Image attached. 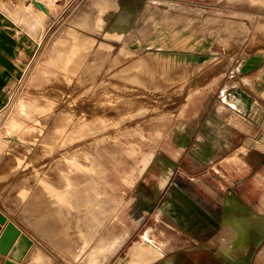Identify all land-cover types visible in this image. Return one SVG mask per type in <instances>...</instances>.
<instances>
[{"label": "rangeland", "instance_id": "rangeland-1", "mask_svg": "<svg viewBox=\"0 0 264 264\" xmlns=\"http://www.w3.org/2000/svg\"><path fill=\"white\" fill-rule=\"evenodd\" d=\"M252 1L54 0L41 25L30 26L10 14L22 15L26 0H0V214L47 251H61L34 224L58 219L42 187L62 186L63 175L83 181L88 154L102 168L101 184L113 185L115 195L103 199L107 220L93 237L118 227L131 242L149 246L145 231L176 236V225L186 235L181 252L190 254L187 263L252 264L262 241L237 261L217 255L216 242L189 238L200 234L202 223L182 227L162 207L171 185L179 184L182 195L175 198L211 215L215 234L223 195L239 190L247 200H264V151L243 145L264 133V93L256 95L254 82L246 80L257 70L255 78L264 81V0ZM125 8L133 12L126 33L104 35L115 32ZM75 44L85 52L70 54ZM137 58L149 63L143 77L122 71ZM116 101L122 105L109 103ZM14 122L42 132L12 131ZM59 129L66 134L54 142ZM247 151L259 159H244ZM64 156L80 158L83 169L62 163ZM250 162L258 165L251 172ZM163 169H170L171 182L158 192ZM195 206L184 207L191 221L200 214ZM257 212L264 216V206ZM85 214L78 211L69 231L81 228Z\"/></svg>", "mask_w": 264, "mask_h": 264}, {"label": "crops", "instance_id": "crops-1", "mask_svg": "<svg viewBox=\"0 0 264 264\" xmlns=\"http://www.w3.org/2000/svg\"><path fill=\"white\" fill-rule=\"evenodd\" d=\"M16 12L17 11L14 10L10 14L16 16ZM19 14L21 15V13ZM260 75L261 72L258 73L257 70L256 72H252V74L250 73L249 75L251 76L250 79L254 82L255 88L257 89L256 95H260L261 92L264 93V81H262V86L261 79L255 78ZM252 102L253 104H256V106L259 104H257L255 101ZM258 106L261 105L259 104ZM241 148H243V146ZM231 154H233V152ZM256 155L258 156L257 153L252 151L242 153L243 158L249 161L259 159L256 157ZM250 164L252 165V167L248 169L250 172L254 171L258 166L257 164H253V162H250ZM232 170L234 171L235 169ZM171 177L172 175L169 173L163 188L171 182ZM232 181L237 182L235 179H232ZM85 189H88L87 186H80L79 191L81 192L82 199L78 201H72L75 206L81 207L82 211L85 201L83 199ZM95 191L101 192V197H98L97 200H100V210L97 215V220L90 221V215L87 213V211H85V217L82 216L80 221L81 228L76 226L75 231H69V224L71 225V223H73V217H75L77 214L71 209V214L67 216V221L65 223L67 224L65 229L67 231H65L63 234L60 233L56 236H53V233L49 234L53 231L52 224H54L56 221L46 222V225L48 224L46 229H50V231L44 229L45 233H42L40 230V234L49 238L50 242L62 247L61 251L55 249L53 246L50 248V251H47L41 242H37L36 239L27 234L22 227L20 228V226L14 221L8 219V221L13 222L21 230V233L26 234L32 240V244L27 249L25 256L23 259H21L19 264H40V261L44 262V256H48L50 258V264H194L191 262L187 263V261H185V256L188 253H186V251L181 252V250L184 247L182 244L185 242L186 235L183 234V232L178 227H176V225L174 226V229L176 230V236H171L162 229H160L158 232L160 236H153V233H151L152 228H149L147 231H145L142 234V239L152 242L149 246L141 244L140 241L131 242V235H128V231L125 229L121 231V229L119 230L118 227H115L113 231L98 233L95 235V237H93L94 235L92 236V233H94L95 230H91V225L98 223L99 226L97 228H99L103 223H106L107 220L106 217L108 215V211L105 209L103 199L115 196L113 194L114 186L111 184H101ZM182 191V187L179 184L173 183L162 207L170 216H175L177 218L175 220L177 225L188 228L189 225L193 227L192 224L202 223L198 229L200 234L198 236L195 235L196 237L189 236V238H191L194 242H198L199 244H203V241L213 244V242H215L213 240L217 239L221 232V226L224 221L243 217L249 220L255 217H264L263 215L259 214V212H257L258 208L264 206V200H261V202L254 200L252 202V200H247L242 195L241 191L232 190L226 195H223V197L225 196V200L223 201V205L222 203L220 205L222 207V215L216 220V224L219 226L217 228H219V230L213 234V225H211V222H215L213 217L206 214L205 211L197 208L190 201H186L184 207L192 210L195 206L200 211V214L196 212L198 215L195 216V220L198 219V221H191V219H188L189 216L184 210L181 201L177 200L174 196L175 193L182 195ZM159 211L161 215L162 211ZM191 215L193 216V214ZM207 217L213 221H208ZM41 219H43V216ZM34 224H42V221L39 219V221H35ZM206 224L208 225L206 226ZM63 249L65 251H63ZM67 251L70 253V256ZM218 252H216L217 255H222ZM206 254L209 255V257L212 256L210 251L206 252ZM32 256L33 258L31 259ZM72 256H76L77 259L74 260L75 257ZM5 258V256L0 254V264H3Z\"/></svg>", "mask_w": 264, "mask_h": 264}, {"label": "bare ground", "instance_id": "bare-ground-1", "mask_svg": "<svg viewBox=\"0 0 264 264\" xmlns=\"http://www.w3.org/2000/svg\"><path fill=\"white\" fill-rule=\"evenodd\" d=\"M37 1H40L41 3H43L44 9H42L37 4ZM26 2H25V5L22 6L23 7V9H22L23 10L22 11L23 14L20 15L18 12H16L17 14L14 17L16 19H18V20L22 19L24 22H26V24H28L30 26H34V25H37V26L39 25L40 26L41 25V21L44 19V17L47 14H49V12L54 8V0H26ZM252 2H255V0H253ZM0 6H2V5H0ZM36 8H39L40 10L38 11ZM36 11H38V12H36ZM132 15H133V12L129 8H125V9L121 10L117 14V16L115 18V25H114L115 26V32H113V33H104V35L109 36V37H117V35H119V34L126 33L127 26L130 23V21H131ZM21 16H22V18H21ZM94 28L96 29V32H100V28H102V27H101V24H99L98 21H96V23L94 22ZM81 51L85 52L84 49L80 48V45H76L75 44L74 47H72L70 49L69 53L72 54V55H76L78 53H81ZM100 51H102V50L98 49L96 52L98 53ZM129 58H130V56H129ZM114 59H115V61L118 60V62H119V59H117V57L114 58ZM113 64L115 66L116 63L113 62ZM148 68H149V63L147 62L146 59H144V58L143 59H138L137 58V60L134 59V61L126 64L122 71L123 72L126 71V73L135 72V74L140 72V74H139L140 77H143L142 74L147 73L149 71L148 70V71L144 72V70L148 69ZM150 76L152 77V75H150ZM247 77L248 78H246V80L247 79L249 80V78L251 76H247ZM152 79H154V77H152ZM160 85H161V83H160ZM160 85L158 84L157 86H160ZM167 86H169V85H167ZM98 91H99V89H98ZM98 91H95V92L99 93ZM138 92H140V91H138ZM129 93H131V92H129ZM125 97H127V95ZM192 99L193 98H190L188 100L191 101ZM133 100H131V101L127 100V101L132 102ZM137 100L136 101L134 100V102H137ZM109 103L111 105H113V107H115V105H117V104H121L122 105V101L121 102H119V101L118 102L117 101L116 102H109ZM137 103H139V102H137ZM115 110H116V108H115ZM120 110H122V109H120ZM181 110H183V108ZM50 116L51 115L49 113L47 115V117H44L43 119L47 118V120H49ZM55 119H57V117H55ZM55 119H54V125H58V123L55 121ZM58 120H60V118H58ZM36 121H38V120L36 119ZM41 121H42V119H41ZM43 121H45V120H43ZM11 128H12V131H14V130L15 131L19 130L20 131L21 128H22V132L26 133V134L29 131L35 132L36 129H38V131L40 133L42 132V130L37 128V126H33V127L28 128V126L25 127V124L24 125H22V124L18 125L16 122L13 123ZM59 132H60L59 134L55 135L54 142H57V138L56 137H58L59 135L66 134V129H59ZM110 136H112V135H110ZM135 150H137V149H135ZM79 159L80 158H78L77 156L76 157H74V156H71V157L64 156V158L62 160V163H66L67 165H71L72 168L75 167V169H81L82 170L83 168H80V166L83 165V161L81 160V162H80ZM85 159L90 163L89 164L88 162H86V163L89 164V166H87V168L89 170H87L88 173L86 171L87 174H85L86 176H85L84 180L81 181L80 183L78 181H76L75 179H70V178L66 177L65 175H63L61 177L62 184L59 183L62 186L58 185L59 187H62V188H59L56 184L54 186L52 183H49V181H48L49 184H47V185L42 187L43 190L45 191V194H47L49 196V198L51 200L50 203H51V205L54 206V212H55L56 215H58V219H62V220H58L57 219L56 222L54 220H52L55 223L52 224L53 231L50 232L49 234L53 233L54 234L53 236H56V235H58L60 233L63 234L65 231H67V230H65L66 226H67V224H65V223L67 221V216L71 214V212H70L71 209L73 211H75L76 213H78V211L82 212V208L81 207L75 206L72 203V201H78V200L82 199L81 192L79 191V187L80 186H87V188H88V189L84 190L83 199L85 201H84V205H83V210L87 211V213L90 215V221L97 220V215H98L99 210H100V200L99 201H97V200H98V197L99 198L101 197V192L100 191H95V190L98 188L99 185H101V177H100L101 173L100 172H101L102 168L100 167L99 169H97L98 166L95 165L94 163H92L91 157L88 154H85ZM148 160L149 159L147 158L146 161H148ZM146 161H145V163L148 164V162H146ZM102 167H103V164H102ZM76 172H78V171H76ZM169 172H170V169H168V170L167 169L166 170L163 169V175L159 178V180L157 181V184H156L157 185L156 187H157L158 191H160L163 188V186H164V184L166 182V179L168 177ZM80 174H81V172H80ZM68 176H69V174H68ZM78 179H79V177H78ZM15 194H17V193H15ZM49 198L47 197L46 199H49ZM42 199H44V198H42ZM47 204H49V203H47ZM50 214H52L51 211L46 216H50ZM36 226L37 227L40 226V229H41L42 233H45L44 229L50 231V229H46V226H48V224L46 225V222H44V221L42 222V224H36L35 227ZM98 226H99L98 223L92 224L91 225V230L92 231L96 230V228ZM262 239H264V217H255V218L250 219V220L243 217V218H234V220L224 221L222 226H221L220 234L218 235L217 239H215L213 241L216 242V246H217L218 251H219L218 253L231 256L235 261H237L240 258V255L243 254L245 252V250H247L250 245L257 244L260 241H262V246L259 247L260 249L256 252L255 260H253L254 262L252 264H264V240H262ZM32 258H33V256L31 257V259Z\"/></svg>", "mask_w": 264, "mask_h": 264}, {"label": "water", "instance_id": "water-1", "mask_svg": "<svg viewBox=\"0 0 264 264\" xmlns=\"http://www.w3.org/2000/svg\"><path fill=\"white\" fill-rule=\"evenodd\" d=\"M37 4L44 9L43 3L37 1ZM243 145L264 151V133L256 140L245 138ZM31 244L32 240L26 234L0 214V254L6 257L3 264H19Z\"/></svg>", "mask_w": 264, "mask_h": 264}, {"label": "flooded vegetation", "instance_id": "flooded-vegetation-1", "mask_svg": "<svg viewBox=\"0 0 264 264\" xmlns=\"http://www.w3.org/2000/svg\"><path fill=\"white\" fill-rule=\"evenodd\" d=\"M165 188V187H164Z\"/></svg>", "mask_w": 264, "mask_h": 264}]
</instances>
